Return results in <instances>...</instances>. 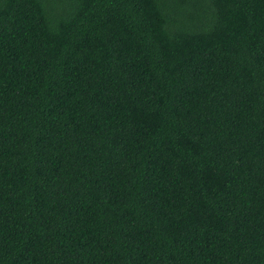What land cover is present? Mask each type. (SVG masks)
<instances>
[{"label": "trees", "instance_id": "trees-1", "mask_svg": "<svg viewBox=\"0 0 264 264\" xmlns=\"http://www.w3.org/2000/svg\"><path fill=\"white\" fill-rule=\"evenodd\" d=\"M0 264H264V0H0Z\"/></svg>", "mask_w": 264, "mask_h": 264}]
</instances>
